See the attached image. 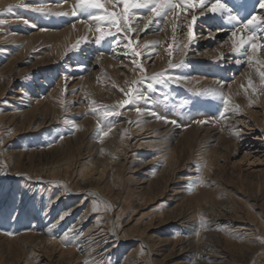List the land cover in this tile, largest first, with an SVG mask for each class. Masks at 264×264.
Masks as SVG:
<instances>
[{"label": "rangeland", "instance_id": "374dc122", "mask_svg": "<svg viewBox=\"0 0 264 264\" xmlns=\"http://www.w3.org/2000/svg\"><path fill=\"white\" fill-rule=\"evenodd\" d=\"M102 2L104 10L83 11L78 0H0V71L6 68L0 73V236L6 240L0 241V264H28L32 259L26 241L14 242L15 237L46 234L58 242L74 231L66 239L76 236V243L86 240L88 245V231L97 227L107 237L102 248L91 252L81 243L60 262L50 245L36 252L31 263L264 264V81L258 75L264 71V56H254L250 48L237 51L234 45L241 36L226 48L229 34L219 39L212 32L219 24L208 26L220 22L223 30L239 31L242 24L206 9L201 15L198 6L159 17L149 8L129 9L125 26L120 0ZM211 2L206 0L208 6ZM227 2L241 22L253 14L264 19L258 0ZM113 12L119 21L115 25L107 18ZM92 15L105 16V21ZM170 15L176 18L162 52L159 39ZM73 23L88 25L87 33L55 51L46 35ZM200 25L211 31L206 41ZM261 26L254 28L264 34ZM98 27L112 35L96 43ZM31 35L39 37L30 47L25 41L9 43ZM112 59L122 64L114 67ZM246 67L252 75L244 77ZM205 68L211 71L209 78L226 74V86L238 81L230 91L232 100L218 85L194 80L202 78L197 72ZM130 88L148 99L120 106ZM53 89L59 108L52 126L42 121L23 126L20 119L1 126L2 115L22 116ZM223 98L232 111H224ZM17 151L28 152L31 161L24 157L19 162ZM140 157L154 162L136 174L147 182L143 186L132 174L141 166ZM68 164L73 167L66 170ZM58 167L60 181L51 179ZM71 208L77 210L69 214ZM86 217L82 226L67 232L68 220L77 223ZM53 224L55 231L48 234ZM84 249L89 251L81 254Z\"/></svg>", "mask_w": 264, "mask_h": 264}, {"label": "bare ground", "instance_id": "6f19581e", "mask_svg": "<svg viewBox=\"0 0 264 264\" xmlns=\"http://www.w3.org/2000/svg\"><path fill=\"white\" fill-rule=\"evenodd\" d=\"M259 1V0H258ZM65 3H67V2H65ZM232 4V3H231ZM69 5H70V3H68V4H66L65 5V7H69ZM210 6V5H209ZM4 7V6H3ZM56 7V6H55ZM3 9V8H2ZM176 10V9H175ZM257 10V9H256ZM205 12V11H204ZM179 13V12H178ZM188 13V12H187ZM190 13V12H189ZM233 13H235V12H233ZM238 13V12H237ZM186 14V13H185ZM191 14V13H190ZM261 14H263V13H261ZM237 15V14H236ZM256 15V14H255ZM224 17H226V16H224ZM175 16L174 15H170L169 16V18H168V21H167V23L164 25V32L165 33H163L162 34V36L160 37V41H161V43H162V52L164 51V47H163V45H164V42H165V37H166V33H167V31L169 30L168 28H169V26H170V24H173L174 23V21H175ZM220 18V17H219ZM184 19V18H183ZM223 19V18H222ZM243 19V18H242ZM246 20V19H245ZM244 19H243V21H245ZM178 21H179V19H178ZM181 21V20H180ZM224 21V20H223ZM77 22V21H76ZM83 22V21H82ZM81 22V23H82ZM87 22V21H86ZM80 23V22H79ZM78 23V24H79ZM84 23V22H83ZM71 24V23H70ZM75 23H73V25H74ZM91 24V23H90ZM204 24V23H203ZM217 24H219L218 26H220V27H218V28H216L214 31H212V32H214V33H216V35L219 37V39H221V38H225V36L224 35H220V34H229V37L228 38H225V45H227V47L226 48H230V45H231V42H232V40H237L238 39V37H240V36H242L241 35V33H245L244 35H246V37H248L249 35H251L252 34V31H253V28L250 26L248 29H244L242 26L240 27V29H239V31H237V29H236V33H237V35H236V37H233L232 36V32L233 31H227V30H223L224 29V24L222 23H220V22H215V24H212V25H209L208 27L210 28V27H214V25H217ZM93 25V24H92ZM183 25V24H182ZM206 25V24H205ZM241 25V24H240ZM71 26V25H70ZM88 26V25H87ZM86 26V24H83V25H74V26H71V27H68L67 29H64V30H62V31H57V33H55V34H52V35H46L52 42H53V44H54V47H55V51H57V52H61V51H63L67 46H69L70 45V43H73L78 37H81V36H84V34H86L87 33V31H88V27ZM201 27H200V29H202L201 31H200V33H201V37L202 38H204L203 39V41H206L209 37L207 36V34L208 33H211V31H209V29L206 27V26H202V25H200ZM238 26V25H237ZM229 27V26H228ZM262 27V26H261ZM93 28V27H92ZM184 28H187V27H184ZM264 28V27H263ZM97 29V28H96ZM211 29V28H210ZM260 29V28H259ZM262 30H264V29H262ZM254 31H255V35L258 37V38H260V39H257L256 40V43L257 44H259V41L263 38L264 39V34H263V32L262 31H260V30H257L256 28H254ZM92 32V31H91ZM93 36H95V33H93L92 34ZM32 36V35H31ZM35 36H37V37H39L38 35H34V36H32L31 38H27V39H22V38H17V39H15V37L14 38H12V40H10L9 41V43H16V44H18V43H20L21 41H25V43H26V46L27 47H30V46H32L33 45V42H34V40L35 39H37V37L35 38ZM90 36V35H89ZM207 36V37H206ZM214 35H212V37H213ZM153 37H155V35H153L152 36V38ZM44 38V37H43ZM47 38V39H48ZM79 39V38H78ZM262 39V40H263ZM259 40V41H258ZM261 40V41H262ZM223 43V42H222ZM262 43V42H261ZM24 44V43H23ZM25 45V44H24ZM29 49V48H28ZM100 50V49H99ZM122 50V49H121ZM250 52H252V51H250ZM254 53V56H258V57H260V58H262V56H264V52L262 51V49L261 48H257V50L255 51V52H253ZM117 56V55H116ZM250 56V55H249ZM119 58V57H118ZM248 60H249V57H248ZM252 60V59H251ZM112 63H114V67L115 66H120L122 63H120L119 61H116V60H113L112 59ZM242 63V62H241ZM247 63H248V61H247ZM246 63V64H247ZM234 66L236 65V63H234L233 64ZM240 65V64H239ZM11 68H13V66L11 67ZM246 69H248V72H247V75H246V73H244L245 75H244V77L245 76H249V75H252L251 74V70H250V67H246ZM6 70V68L5 69H3V70H1L0 71V73L1 72H4ZM233 70V69H232ZM119 71V73L120 74H126V71L127 70H118ZM232 72V71H231ZM197 73H199V74H201V75H203V76H200V77H202V78H199V77H197V78H194V80H197V81H199V82H201V85L202 84H216V85H218L217 87L219 88V89H222V90H224L225 89V93H226V95L232 100L233 99V97L231 96V89H232V87H234V85L235 86H237V80H236V82L234 83V85L232 84V83H230V84H228L227 86L225 85V84H227V81L229 80V78L227 77V75L226 74H219V75H214V77H217V78H209L208 76L210 75V73H211V71H209V69H200ZM126 76H128V75H126ZM243 77V78H244ZM249 78V77H248ZM244 80V79H243ZM242 81V80H241ZM79 83H81L82 81L81 80H79L78 81ZM219 83V84H217V83ZM83 84H85L84 83V80H83ZM209 86V85H208ZM226 87H228V89H226ZM8 88V87H7ZM2 92V89L0 88V93ZM57 90H55V89H53V91H51L50 92V95L48 96V98L46 97V99H45V101L43 100V101H37L36 102V104H35V107H34V109H32L31 111H25V112H23L24 114L22 115V116H12V115H9L8 113H6L4 116L2 115V124H1V126H5V125H16L15 123H16V121L17 120H21V124L23 125V126H25V125H27L28 127H32V126H34L36 123H38L39 121H42V125H48L49 124V126H52L54 123V121H56L57 120V113H58V111H57V107L58 106H56L57 105V100H56V98H57ZM84 93H86L85 92V90H84V86H83V94ZM240 96V95H239ZM35 101V100H34ZM230 104H232L231 102H230ZM228 106H231V105H229L228 104ZM33 107V106H32ZM31 108V107H30ZM59 108V107H58ZM228 108V107H227ZM83 109V108H82ZM228 109H230V108H228ZM227 109V110H228ZM13 110V109H12ZM30 110V109H29ZM231 110V109H230ZM229 110V111H230ZM232 111V110H231ZM62 112V111H61ZM227 113H229V112H227ZM22 114V113H21ZM231 114V113H230ZM225 115H226V113H225ZM1 117V116H0ZM228 120V119H227ZM41 126V125H40ZM42 127V126H41ZM9 128V127H8ZM4 129V128H3ZM31 130V129H30ZM29 132V131H28ZM117 137V136H116ZM68 143V142H67ZM66 143V144H67ZM4 146H5V144H3ZM116 151V150H115ZM52 152V151H51ZM123 153V152H122ZM16 155V157H19V162H22L23 163V160H24V157H25V160H27V161H29L30 159H32V158H30V159H27L26 158V156L28 155V152H19V151H17L16 153H15ZM120 154V153H119ZM118 154V155H119ZM115 155V154H114ZM121 156V155H120ZM2 158V157H1ZM29 158V157H28ZM77 159V158H76ZM112 159V158H111ZM173 159V158H172ZM99 160V159H98ZM101 160V159H100ZM16 161V160H15ZM31 161V160H30ZM65 161V160H64ZM67 161V160H66ZM70 161V160H69ZM68 161V162H69ZM75 161V160H74ZM97 161V160H96ZM102 161V160H101ZM112 161V160H111ZM115 161V160H114ZM94 162V161H93ZM118 162V161H117ZM62 163V162H61ZM114 163H116V162H114ZM137 163H140L141 164V166L139 165V168H137L132 174L134 175L133 176V178L136 180V182H137V185L138 186H143V185H145L147 182L142 178V177H140L139 175L137 176L136 174H138V173H141L143 170H145L146 168H149L151 165H153L154 164V162H152V161H144L143 160V158L142 157H140L139 159H138V162ZM85 164V163H84ZM109 164V163H108ZM72 165V164H71ZM70 164H68V165H65L67 168H66V170L67 169H70L71 167H73V166H71ZM103 165V164H102ZM62 166V165H61ZM105 166V165H104ZM108 166V165H107ZM81 168H82V170H83V164L80 166ZM92 167H95V166H92ZM61 168L62 167H58V168H54V170L51 172V174H52V176H51V179H57L58 181H60V180H63L61 177H62V175H63V173L61 172ZM81 168H80V172H81ZM53 169V168H52ZM64 170V169H63ZM89 171V170H88ZM95 171V170H94ZM108 172V171H107ZM23 173V172H22ZM36 173V172H35ZM65 173V172H64ZM25 174V173H24ZM23 174V177H21L22 179H25V178H27L28 176L27 175H24ZM27 174V173H26ZM77 174V173H76ZM42 175V174H41ZM136 175V176H135ZM67 176V175H66ZM74 176V175H73ZM12 177V179L13 180H16L17 178V176H11ZM30 177V176H29ZM82 177V176H81ZM66 178V177H65ZM26 180V179H25ZM36 181V180H35ZM43 181V180H42ZM70 181V180H69ZM85 181V180H84ZM22 182V181H21ZM24 182V181H23ZM22 182V183H23ZM32 182V181H31ZM33 183V182H32ZM67 183V182H66ZM73 183V182H72ZM68 184V183H67ZM25 185V184H24ZM22 186H23V184H22ZM21 186V187H22ZM26 188V187H25ZM66 188V187H65ZM78 189H80V188H78ZM68 190V189H67ZM86 190V189H85ZM25 191V190H24ZM72 193V192H71ZM76 194H78V192L76 191ZM59 198H60V196H59ZM55 201V200H54ZM110 203V202H109ZM38 204V203H37ZM48 204V203H47ZM46 205V204H45ZM44 205V206H45ZM49 205V204H48ZM79 205V204H78ZM38 206H39V204H38ZM41 206V205H40ZM47 206V205H46ZM45 206V207H46ZM21 207V206H20ZM44 207V208H45ZM49 207V206H48ZM66 207V206H65ZM75 207H77V205L75 206ZM24 208V207H23ZM22 208V209H23ZM40 210V209H39ZM42 210V209H41ZM67 210V209H66ZM77 209H74V208H71L70 209V211H68L69 212V214H71L72 212H75ZM43 211V210H42ZM48 211H50V209H48ZM88 211V210H87ZM44 213H45V211H44ZM42 214V213H41ZM49 214V213H48ZM51 214V213H50ZM54 214V213H53ZM65 214V213H64ZM63 214V216H60V218L62 219V218H64L65 217V215ZM74 214V213H73ZM77 214V213H76ZM45 215H46V213H45ZM47 216V215H46ZM44 217V216H43ZM69 217V216H68ZM48 218V217H47ZM70 219V218H69ZM73 219V217L71 218V220ZM79 219H81V218H79ZM1 220V219H0ZM2 220H4V219H2ZM6 220V219H5ZM4 220V221H5ZM59 220V219H58ZM71 220H68V222L67 223H70L69 224V226H70V228H69V230L67 231V232H70L72 229L74 230L75 228H77L78 229V227L79 226H82V224H84L85 223V220H87V217L86 218H83V219H81V220H77V223L75 224V223H73V221H71ZM9 222V221H8ZM15 222V221H14ZM17 222V221H16ZM46 222H47V220H46ZM60 222V221H59ZM62 222H64V221H62ZM100 222V221H99ZM13 223V222H12ZM48 223V222H47ZM64 223H66V221L64 222ZM20 224V223H19ZM60 224V223H59ZM6 225H8L7 223H6ZM50 225H51V223H50ZM50 225H48L49 227L46 229V230H48V229H50V230H48L49 232H48V234H52L53 233V228L55 227L54 226V224H53V226L51 227ZM58 225V224H57ZM3 226V225H2ZM13 226V225H12ZM17 226V225H16ZM62 226V225H61ZM61 226H59V227H61ZM66 226H67V224H66ZM188 226V225H187ZM191 226V225H190ZM15 227V226H14ZM51 227V228H50ZM193 227V226H192ZM0 228H1V226H0ZM58 228V227H57ZM64 228V227H63ZM63 228H61V229H63ZM81 228V227H80ZM97 229H98V227H97ZM97 229H92V230H89L88 231V235H89V239L87 238V240L89 241V243H88V245H84V243L86 242V240H83L82 242H78V243H76V239H75V237L76 236H74V237H70V239H66L67 238V234H71L72 232H74V231H72L71 233H67V234H65L64 235V237L61 239V241H52L51 240V235H50V239H49V236L47 235V236H45L46 234H35V233H33V234H27L26 236H25V234H24V236H20V237H15L16 238V240L15 239H13L14 240V242L16 241V242H18V241H22V240H24V241H26V244L24 245V247L25 248H29L30 249V252H29V257H31L30 259L31 260H28V264H32L31 262H33L34 260H36V257L34 256L35 255V253L36 252H38V251H42L43 249L44 250H46L47 249V247H49L50 245H53V247L58 251V253H57V255H58V260L60 261V262H65L66 261V259L67 258H69L70 256H72L73 255V253L75 252L74 250L75 249H73V247L74 246H77V245H79V244H81V243H83V246H81L82 248H87V246H90L89 247V250L92 252L93 250H95V249H100V248H102V246H103V242H104V240L105 239H103V236H105V234H104V231L103 230H100V232H98L99 230H97ZM14 230V229H13ZM43 231H45V230H43ZM55 231V230H54ZM107 231V230H106ZM41 232V231H40ZM52 232V233H51ZM57 232H60V231H57ZM98 232V233H97ZM2 233V232H1ZM18 233V232H17ZM25 233V232H24ZM39 233V232H38ZM42 233V232H41ZM65 233V232H64ZM79 233V232H78ZM60 234V233H59ZM62 234V233H61ZM58 235V234H57ZM74 235V234H73ZM71 236V235H70ZM80 236V235H79ZM87 236V235H86ZM53 237H54V234H53ZM81 237H83V236H81ZM4 238L5 237H1L0 236V241L1 240H3V241H6V240H4ZM12 238V237H11ZM11 238H10V240H11ZM59 238H60V236H59ZM85 238V237H84ZM105 238H106V240H107V237L105 236ZM54 239V238H53ZM56 239H58L57 238V236H56ZM56 239H54V240H56ZM82 239V238H81ZM8 241V240H7ZM9 242V241H8ZM7 242V243H8ZM10 242H12V240L10 241ZM9 242V243H10ZM96 242V243H95ZM6 243V244H7ZM86 244V243H85ZM183 245H185L186 247H188V249H189V247H191L192 245L191 244H189V243H184ZM182 246V245H181ZM51 247V246H50ZM180 247V246H179ZM179 247H177V248H179ZM176 248V249H177ZM183 248V247H182ZM78 249V248H77ZM81 250V249H80ZM89 250H86V249H84V250H82L81 251V254H85L86 252H88ZM134 252V251H133ZM94 253V252H93ZM146 253V252H145ZM151 251H150V253L147 255V256H149V255H151ZM197 253V252H196ZM99 254V253H98ZM100 255V254H99ZM101 256V255H100ZM82 257V256H81ZM107 258V257H106ZM97 259V258H96ZM153 263V262H152ZM97 264H99V261L97 262ZM134 264V263H133ZM261 264V263H260Z\"/></svg>", "mask_w": 264, "mask_h": 264}, {"label": "snow or ice", "instance_id": "6c2138e0", "mask_svg": "<svg viewBox=\"0 0 264 264\" xmlns=\"http://www.w3.org/2000/svg\"><path fill=\"white\" fill-rule=\"evenodd\" d=\"M120 3L123 4V12L120 14L121 20L125 22V26H127V20H128V12L129 9H139V8H149L150 11L157 17L162 15H167L168 11L174 10L176 8H189V7H199L201 9V15L204 14V11H206L213 15H219L220 17L226 16L229 23L237 22L241 23L242 27L244 29H248L250 26L253 27L252 34L245 39L243 36L239 38V41L237 44L234 45L237 51H239L241 48H250L253 52L257 50V48L264 49V43L257 44L256 40L257 37L255 35L254 27L257 24H260L264 26V19H262L260 16L257 15H250L249 18H247L245 21H239L238 15L233 14L232 7L229 6V3L227 0H212L210 6L206 4V0H120ZM259 6L260 8L264 9V3H261L259 0ZM78 6L83 11L88 10H104V3L102 0H78ZM10 10V9H9ZM73 15H76V12H73ZM117 14L115 12L107 14L108 22L115 25L118 24L119 21L116 19ZM93 20H99V21H105V16H90ZM192 20H196V16L192 17ZM152 21L149 20V23ZM0 23H3V21H0ZM27 23V21H25ZM147 28V25L145 26ZM129 30L132 29L129 27ZM97 31L100 33V39L96 41V43H100V40L104 39V37L112 35L111 32H106L104 27H98ZM117 31H120L119 28H117ZM189 35L191 37V29L189 30ZM237 33L236 31L232 32V36L236 37ZM131 43V42H129ZM135 51V50H133ZM137 55H139L137 53ZM240 61H237L239 63ZM261 80L264 81V71H260L258 73ZM136 83L135 81L133 82ZM249 84H251V80L249 81ZM123 91V90H121ZM139 92L138 89L130 88L125 95L128 97L127 99L120 102V106H126L129 104H132L134 100L137 98L139 99H145L148 98L144 95H137ZM203 94V93H199ZM224 100V111H227V105L228 100L227 98H223ZM114 111V110H113ZM137 112L140 111L139 108L136 109ZM105 115H108L109 113L106 111L104 113ZM160 119H167L166 117H159ZM196 123H205V121H195ZM171 123L176 124L177 121L173 120ZM101 135L106 136L108 135L107 132H103L101 130ZM62 138V137H61ZM9 235H13V233H9Z\"/></svg>", "mask_w": 264, "mask_h": 264}]
</instances>
